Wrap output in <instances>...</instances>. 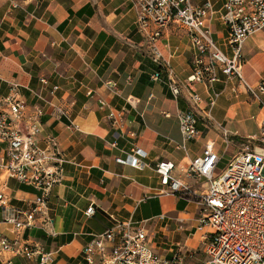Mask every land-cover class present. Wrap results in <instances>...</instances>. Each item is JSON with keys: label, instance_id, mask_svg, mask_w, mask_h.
I'll return each mask as SVG.
<instances>
[{"label": "crops", "instance_id": "crops-1", "mask_svg": "<svg viewBox=\"0 0 264 264\" xmlns=\"http://www.w3.org/2000/svg\"><path fill=\"white\" fill-rule=\"evenodd\" d=\"M192 1L201 5L206 0ZM225 1L211 0L215 12L208 28L221 52L231 58L228 28L219 13ZM136 14L137 0H0V98L7 95L8 84L15 83L30 102L28 90H37L39 80L45 78L47 91L58 87L57 98L66 111L59 120L41 118L39 135L43 148L49 137L56 138L67 161L60 184L49 197L54 235L41 228L24 234V240L55 251V264H85L82 248L91 234L111 227V215L119 220H150L146 225L154 223L168 239L165 247H159L164 251L172 243L186 252L199 250L203 254L204 230H195L200 216L198 206L194 201L164 194L155 173L156 164L171 161L184 167L202 154L207 142L214 143L222 161L226 151L236 148L237 153L242 138L259 133L264 111L250 99L237 76L226 77L218 71V83L189 84L193 69L191 44L187 32L173 25L166 26L154 42L161 60L169 64V74L161 70L153 60V46L135 31ZM153 29L151 24L149 31ZM240 58L241 79L257 85L264 79V29L244 42ZM159 69L161 80L154 81L152 74ZM107 81L117 84L119 95L106 86ZM171 83L182 90L179 96L174 97L169 90ZM188 92L201 98L196 117L199 137L182 152L175 148L181 142L176 114L190 107ZM213 92L218 97L209 110ZM100 101L105 106H100ZM123 108V132H119L107 117L111 110ZM208 111L211 120L205 117ZM249 120L254 122L255 132H248ZM225 121L242 133L226 127ZM215 123L236 134L228 147L222 144ZM113 142L116 148L111 147ZM134 149L145 153L142 169L118 164L117 160L132 155ZM173 175L180 177L178 168ZM7 184L14 204L26 206L33 200L32 189L13 180ZM90 206L96 213L87 217L85 211ZM159 216L166 220L158 221ZM176 220L182 221V232L177 230ZM0 234L13 237L5 225H0ZM199 258L190 264H202L205 254ZM7 259L9 256H4L0 264ZM11 260L12 264H38L36 260Z\"/></svg>", "mask_w": 264, "mask_h": 264}, {"label": "built area", "instance_id": "built-area-1", "mask_svg": "<svg viewBox=\"0 0 264 264\" xmlns=\"http://www.w3.org/2000/svg\"><path fill=\"white\" fill-rule=\"evenodd\" d=\"M213 12L211 0L201 5H194L192 0H137L135 31L144 35L153 46V60L169 74V64L161 60L154 42L168 25L184 29L193 59L192 75L187 82L218 83V71L226 77L237 76L250 99L264 111V79L257 85H249L241 79L240 73V52L244 42L264 29V0H226L220 9V19L228 28L227 43L233 51L231 58L221 52L208 28ZM151 24L155 29L150 32ZM152 75L154 81L161 80L159 72ZM106 86L114 94H120L115 82L107 81ZM47 87L48 80L40 79L37 90H28L31 98L28 102L21 88L10 83L7 95L0 98V225L9 227L13 235L9 238L0 234V261L9 256L5 264H12V258L36 260L38 264H55L57 259L55 251H46L40 245L24 240L25 232L37 228L54 235L48 213L49 197L53 188L60 184L63 165L67 162L56 138L49 137L44 148L39 145L41 118L59 120L66 114L57 98L58 87L53 86L48 91ZM168 87L174 97L181 94L177 85L171 83ZM217 97L218 93L213 92L208 101L209 110ZM186 100L190 107L176 114L181 142L175 148L182 152L199 137L196 117L201 98L188 92ZM99 104L105 106L103 101ZM124 112L125 108L111 110L107 117L119 132H123ZM205 117L211 120L209 111ZM215 124L221 133L222 144L228 147L236 134L220 123ZM258 132L242 138L237 146L239 150L222 170H219L221 159L212 142H207L202 154L184 167L179 168L171 161L156 164L155 173L164 194L194 201L200 210L195 230H204L205 260L202 264H264V114ZM110 145L116 148L115 142ZM144 157L143 150L134 149L132 155L117 162L140 170L144 167L141 162ZM176 168L179 178L173 175ZM8 180L32 189L33 200L26 206L14 204L8 192ZM85 212L87 217L96 213L92 206ZM109 219L111 227L102 233L91 234L89 243L82 248L80 254L85 264H183L187 252H192L172 243L165 254L156 251L155 236L149 234L146 225L150 220H119L113 215ZM157 220L165 221L166 218L159 216ZM175 224L182 232V221L176 220ZM158 243L164 244L160 240Z\"/></svg>", "mask_w": 264, "mask_h": 264}, {"label": "rangeland", "instance_id": "rangeland-1", "mask_svg": "<svg viewBox=\"0 0 264 264\" xmlns=\"http://www.w3.org/2000/svg\"><path fill=\"white\" fill-rule=\"evenodd\" d=\"M225 125L226 127H230V128H235L237 129V131H239V133H242L241 130L238 129L237 126H233L232 123H230L229 121H225ZM246 126H247V130L248 132H255V124L253 121L249 120L246 122ZM234 148V147H233ZM236 148H234L233 150H229L228 152L226 151V155L223 157V160L220 162L221 164L219 165V168L222 170L226 167V165L228 164L227 162L229 161V159L232 157V155L235 153ZM150 224V223H149ZM147 225V229L149 230V234L155 236L154 237V244L157 242V244L155 245L156 247V251H158L160 254H165L166 251L162 250L159 247H165L163 244H159L158 240L162 241L163 243H167L168 239L166 237H164L161 232L157 231V228H155L154 223H151L150 226ZM155 228V229H154ZM183 239V236H179V239ZM168 248V247H167ZM166 248V249H167ZM165 249V250H166ZM203 254L199 251V250H192V252L188 253L187 252V256L183 259V264H190L197 262V260H200V256H202Z\"/></svg>", "mask_w": 264, "mask_h": 264}, {"label": "trees", "instance_id": "trees-1", "mask_svg": "<svg viewBox=\"0 0 264 264\" xmlns=\"http://www.w3.org/2000/svg\"><path fill=\"white\" fill-rule=\"evenodd\" d=\"M158 72L160 71V69L159 70H157Z\"/></svg>", "mask_w": 264, "mask_h": 264}]
</instances>
